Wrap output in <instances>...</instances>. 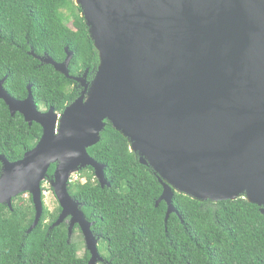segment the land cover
Here are the masks:
<instances>
[{"label": "water", "instance_id": "obj_1", "mask_svg": "<svg viewBox=\"0 0 264 264\" xmlns=\"http://www.w3.org/2000/svg\"><path fill=\"white\" fill-rule=\"evenodd\" d=\"M76 1V0H75ZM81 17L98 54L94 78L84 72L80 97L58 114L41 113L31 87L17 101L0 100L42 137L17 162L0 156V205L29 194L43 212L41 185L52 165L61 212L53 224L83 235L88 264L102 263L98 238L68 192L74 171L93 170L109 186L104 167L87 149L105 123L121 134L139 163L157 176L171 214L173 192L200 202L242 198L264 214V0H81ZM89 21L87 24L86 17ZM71 54L61 64L41 59L67 79ZM134 143L137 149H133ZM69 220V221H68Z\"/></svg>", "mask_w": 264, "mask_h": 264}, {"label": "trees", "instance_id": "obj_2", "mask_svg": "<svg viewBox=\"0 0 264 264\" xmlns=\"http://www.w3.org/2000/svg\"><path fill=\"white\" fill-rule=\"evenodd\" d=\"M63 18L71 27L60 24ZM69 53L71 77L98 66L74 0H0V81L6 78L3 89L11 98L25 100L30 86L37 109L61 114L81 93L41 59L48 56L61 64ZM41 137L38 124L29 126L20 114L11 116L0 100V156L17 162ZM87 153L104 167L109 186L101 188L86 174L84 184H73L76 180L68 192L102 243L97 246L103 252L100 264H264V214L257 205L242 198L200 202L173 192L176 214L165 223L166 204L155 207L163 188L130 151L126 138L105 123ZM54 171L52 165L48 179ZM41 191L43 201L42 186ZM60 212V207L49 212L43 203L38 225L28 232L35 216L29 194L14 198L11 208L0 205V264H88L89 253L78 257L76 245L68 242L67 225L53 227Z\"/></svg>", "mask_w": 264, "mask_h": 264}, {"label": "rangeland", "instance_id": "obj_3", "mask_svg": "<svg viewBox=\"0 0 264 264\" xmlns=\"http://www.w3.org/2000/svg\"><path fill=\"white\" fill-rule=\"evenodd\" d=\"M74 4L76 5V1L74 0ZM70 17V15H69ZM60 24L61 25H66L67 26H70L71 27V23L70 21H65V18L61 19L60 21ZM94 72H92L91 74H93ZM94 78V74L91 76ZM75 89L77 90H80L79 89V85L75 84L73 86ZM81 93V92H80ZM45 111V107L41 106L40 108V112H44ZM83 171V172H82ZM82 171H74L73 174L70 176L69 180L70 182L68 183V186L70 183L72 182H76L73 183V184H76V183H79V184H84L85 180L84 178L86 174H90L91 175V178H92V182L93 181H97V179L95 178L94 173L90 172L89 170H82ZM52 179H44V181L42 182V189H43V203L46 207V209L49 211V212H53L56 208L59 207V203L55 197V194L53 192V188H52ZM23 199L25 201L28 200V196L27 195H24L23 196ZM69 221V220H68ZM71 243H74L76 245V248H77V254H78V257H83L85 255V253L87 252L86 250V246H85V242H84V238H83V235L81 234V232L78 230V229H75L73 231V235L71 237ZM98 247L102 248V243L100 244V242H98ZM101 255H103V252L101 253ZM100 264V263H98Z\"/></svg>", "mask_w": 264, "mask_h": 264}, {"label": "flooded vegetation", "instance_id": "obj_4", "mask_svg": "<svg viewBox=\"0 0 264 264\" xmlns=\"http://www.w3.org/2000/svg\"><path fill=\"white\" fill-rule=\"evenodd\" d=\"M92 73V71L88 74V76L86 77V83H90L91 81H92V79H93V77H91L93 74H91ZM83 75L84 74H81V75H78V76H76L75 78H77V79H79V78H81L80 79V82H75V81H73L74 82V84H77V85H79V92H81L82 93V91H83V88H82V85L85 83L84 82V79L82 80V77H83ZM71 77V76H70ZM89 77H91L92 79L91 80H89ZM70 80V79H69ZM72 81V80H71ZM82 82H84V83H82ZM41 108V107H40ZM40 108L38 109L39 111H40ZM47 112V110H46V108H45V111L44 112H42V113H46ZM67 225V224H66ZM75 229H78L79 230V228L78 227H75L74 228V230ZM80 231V230H79Z\"/></svg>", "mask_w": 264, "mask_h": 264}, {"label": "bare ground", "instance_id": "obj_5", "mask_svg": "<svg viewBox=\"0 0 264 264\" xmlns=\"http://www.w3.org/2000/svg\"><path fill=\"white\" fill-rule=\"evenodd\" d=\"M76 4H77V5H81V6H83V4H82V1H81V0H76ZM84 17H86V16L84 15ZM86 21H87V24L89 25V21H88L87 17H86ZM133 149H134V150H136V149H137V146H136V144H135V143H134V145H133Z\"/></svg>", "mask_w": 264, "mask_h": 264}, {"label": "built area", "instance_id": "obj_6", "mask_svg": "<svg viewBox=\"0 0 264 264\" xmlns=\"http://www.w3.org/2000/svg\"><path fill=\"white\" fill-rule=\"evenodd\" d=\"M69 182H70V180H69Z\"/></svg>", "mask_w": 264, "mask_h": 264}]
</instances>
